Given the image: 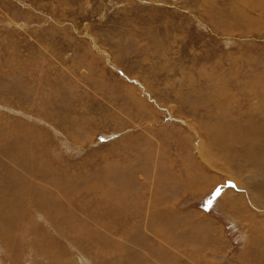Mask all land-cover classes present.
I'll return each instance as SVG.
<instances>
[{"label":"rangeland","instance_id":"374dc122","mask_svg":"<svg viewBox=\"0 0 264 264\" xmlns=\"http://www.w3.org/2000/svg\"><path fill=\"white\" fill-rule=\"evenodd\" d=\"M0 264H264V0H0Z\"/></svg>","mask_w":264,"mask_h":264},{"label":"bare ground","instance_id":"6f19581e","mask_svg":"<svg viewBox=\"0 0 264 264\" xmlns=\"http://www.w3.org/2000/svg\"><path fill=\"white\" fill-rule=\"evenodd\" d=\"M15 220V219H14Z\"/></svg>","mask_w":264,"mask_h":264}]
</instances>
